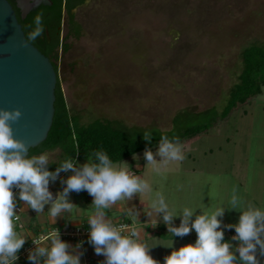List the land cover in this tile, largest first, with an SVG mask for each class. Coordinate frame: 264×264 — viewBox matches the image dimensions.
<instances>
[{"label": "rangeland", "instance_id": "1", "mask_svg": "<svg viewBox=\"0 0 264 264\" xmlns=\"http://www.w3.org/2000/svg\"><path fill=\"white\" fill-rule=\"evenodd\" d=\"M74 12L81 34L64 39L68 48L60 49L57 59L71 113L81 123L102 118L130 132L175 130V136L185 125L211 122L181 142L183 169L166 175L175 183L174 199L202 210L228 192L232 196L235 188L244 207L251 203L264 210L259 173L264 171V86L226 117L219 115L238 80L242 49L264 44V0H89ZM67 30L64 14L62 36ZM150 149L155 154L158 146ZM144 151L114 163L126 162L128 170L139 167L141 173ZM47 152L53 161L61 150ZM191 166L199 170L194 184L184 172ZM72 174L64 172L49 186L62 192L61 180ZM68 199L73 210L77 203L83 210L88 192H71ZM21 222H14L18 233ZM14 264L32 262L20 258Z\"/></svg>", "mask_w": 264, "mask_h": 264}, {"label": "clouds", "instance_id": "2", "mask_svg": "<svg viewBox=\"0 0 264 264\" xmlns=\"http://www.w3.org/2000/svg\"><path fill=\"white\" fill-rule=\"evenodd\" d=\"M43 14L35 17V27L27 35L28 41H35L44 32ZM31 28L32 25H29ZM23 116L21 109H0V264H14L19 259L18 252L26 239L15 230V221L20 220L16 214V196L13 188H18L19 199L38 214L44 211L45 205L50 204L49 214L53 218L64 212L71 213L74 204L68 199L69 193L86 190L94 199V211L88 219L90 226L89 243L94 246L96 255L105 257L102 264H159L150 254V248L142 241L136 227L115 225L107 218L105 209L121 200H131L135 194L151 192V185L141 176L129 172L126 162L114 163L106 152L93 153L95 160L88 159L83 165H78L72 157L65 158L55 172L48 170V164L53 153L43 152L39 156L26 158L29 149L27 144L14 138L12 123L18 122ZM144 139L151 143L152 134L144 132ZM79 152L77 151V155ZM162 159L157 161L155 156ZM147 165L160 166L170 162L182 161L184 153L179 138L170 140L162 136L158 150L154 154L150 148L144 151ZM71 171L73 174L66 180V185L53 200L49 191V183L55 182L60 172ZM230 209L241 211L238 224L223 225L222 218L225 208L221 207L211 214L202 212L192 217L196 210L184 208L179 215L169 211L164 196L157 192L156 199L151 203L149 211H145L151 218L152 212L158 217L162 215L163 222L173 236L184 237L193 229L197 233L194 244L189 243L173 249L164 258V264H261L260 257H264V210L249 203L240 206L241 200L237 189H233L230 199ZM76 206V205H75ZM137 217L139 213H132ZM182 217L178 227L173 225L175 217ZM135 220H133L134 224ZM158 220L151 226L155 227ZM224 228L235 229L236 235L231 239L239 241V246L224 242ZM36 245L29 251L28 259L32 264H81L82 253L79 249L83 241L71 246L60 238L59 230L50 233V237L40 236L32 239ZM47 241V242H46ZM173 242L167 247H172ZM239 253V258L236 256Z\"/></svg>", "mask_w": 264, "mask_h": 264}, {"label": "trees", "instance_id": "3", "mask_svg": "<svg viewBox=\"0 0 264 264\" xmlns=\"http://www.w3.org/2000/svg\"><path fill=\"white\" fill-rule=\"evenodd\" d=\"M85 2L86 0H51V3H42L30 10L24 19L17 11V17L26 37L35 27V17L40 13L43 14L44 30L45 28L49 30L52 40L46 45L39 44L37 40L30 42L50 58L57 73L52 125L46 139L30 148L26 158L37 156L47 150L60 148L61 152L57 160L50 161L47 166L48 170L52 172H55L59 164L67 157H72L76 161L82 157L95 160L93 153L97 151L106 152L113 162H118L138 151L158 145L162 136H167L170 140H175L178 137L179 141H182L184 138L192 137L209 128L212 123L204 121L194 125H185L182 133H178L177 136L174 134L175 130L151 133L152 140L149 143L144 139V133L130 132L126 128L114 125L111 121L102 118H94L87 123H81L79 117L71 113L61 85L57 59L59 50L68 48L64 39L72 35L79 37L81 34V26L76 20L74 10ZM64 14L67 16L68 30L62 36L61 24ZM29 25L32 27L30 28ZM241 58L242 67L238 74V80L228 91L225 104L219 112L221 118L226 117L237 103L260 94L264 86V44L252 43L245 46L242 49ZM186 123L190 122L186 121ZM16 190L17 188L14 187L13 192Z\"/></svg>", "mask_w": 264, "mask_h": 264}, {"label": "crops", "instance_id": "4", "mask_svg": "<svg viewBox=\"0 0 264 264\" xmlns=\"http://www.w3.org/2000/svg\"><path fill=\"white\" fill-rule=\"evenodd\" d=\"M212 126V125H211ZM210 126V127H211ZM209 127V128H210ZM197 135V134H196ZM227 141H229V137L227 138ZM182 141H180L181 143ZM159 145V144H158ZM158 145L152 147L155 148ZM182 146V143H181ZM183 151H185V147L182 146ZM157 158V157H155ZM162 158H158L157 161H160ZM142 172L140 173L139 167H132V169H129V172L141 176L143 179L147 180V182L151 185V192L144 193V194H135L134 197L131 200H121L117 201L115 204L111 206L108 210H106L107 218L114 222L120 219H128V220H135V227L140 232V237L142 241L146 242L150 247V254L152 257L159 262V264H164V258L171 254L173 249L178 250L180 247L185 246L189 243L194 244L197 240V233L193 229L188 235L184 237L179 236H173L168 231V226L163 222L162 215L158 217V215L155 212H152L151 218L148 217L145 211H149L151 208V203L154 199H156V193H161L169 207V211L173 215H179L181 214L182 210L184 208H190L192 210H196L194 213L192 220H195V216L202 214V210L204 212H207L211 214L215 210L224 207L225 212L222 218V228L223 225L228 224H238L239 217L242 214L240 210H237L234 214L232 212L233 209H230V199L231 195L230 192H228V196L225 195L221 198L220 201L217 200L216 204H212L211 202L206 203L204 205V208L199 210L198 207L187 205L183 206L180 203H178L174 199V190L175 186L173 181L169 183L168 178L166 177L167 174H170L171 172H180L182 168V161H174L170 162L167 165L160 166V171H156V165H147V161L145 160V163L142 165ZM199 170L195 167H189L188 169L184 170L185 173H189V180L190 183H193L195 180H197L196 175L199 174ZM64 172H61L59 175H62ZM140 173V174H139ZM155 173H157L155 175ZM260 177L264 176V171L261 170ZM152 174V175H151ZM154 174V175H153ZM262 178V177H261ZM166 182L169 184V187H166ZM194 184V183H193ZM168 186V185H167ZM192 186V185H191ZM227 187V186H225ZM169 190V192L167 190ZM49 191L53 194V200L58 198V193L60 191L56 186H49ZM168 192V193H167ZM16 191L14 192V194ZM93 197L88 193V204L84 205V209H80L79 203L76 207H74V210L69 212H64L61 214V216L57 217L56 219L51 217L49 214V209L51 206L46 205L44 208V211L41 213H37L35 210L31 209L27 206L26 202L23 201L22 211L20 212V220L22 219V222L20 224H17V227L22 228L20 230V234H22L26 239V242L31 240L33 237H35L38 233L42 232L46 228L56 226V225H62L67 223H88V219L92 212L94 211V208L92 206L91 201H93ZM244 199L242 196L241 205L244 206ZM139 213L137 217H134L132 213ZM198 212V213H197ZM182 217L177 216L173 220V225L178 227L181 223ZM158 220V223L155 227L151 226L154 221ZM18 222V221H15ZM224 242H229L233 245V249L239 246V241H233L231 238L236 235L235 229H228L224 228ZM226 230V231H225ZM62 241L68 243L71 246L77 245L73 240L70 239H61ZM25 242V243H26ZM47 242V241H46ZM173 242L172 247H167L169 244ZM79 251L82 253L81 255V264H102V261H104L105 257L103 255H96L95 248L93 245H91L89 242H85L82 244V247L79 249ZM237 258H239V253H235ZM258 258L261 261V264H264V257H260L258 255Z\"/></svg>", "mask_w": 264, "mask_h": 264}, {"label": "water", "instance_id": "5", "mask_svg": "<svg viewBox=\"0 0 264 264\" xmlns=\"http://www.w3.org/2000/svg\"><path fill=\"white\" fill-rule=\"evenodd\" d=\"M17 3L25 17L30 10L51 0ZM56 82L57 73L50 58L27 40L11 2L0 0V109H21L23 116L11 126L14 138L24 141L28 149L48 135L55 111Z\"/></svg>", "mask_w": 264, "mask_h": 264}, {"label": "built area", "instance_id": "6", "mask_svg": "<svg viewBox=\"0 0 264 264\" xmlns=\"http://www.w3.org/2000/svg\"><path fill=\"white\" fill-rule=\"evenodd\" d=\"M21 211H22V207L16 204V214L19 215ZM113 224L117 226L127 225L129 229L133 226L135 227V223L133 224V221L124 218L114 221ZM56 230H59L61 239H70L73 240L76 244H79L81 241H83V243L89 241L90 226L88 223H78V224L67 223V224L52 226L38 233L32 239H37L40 236H44L48 238L50 237V233ZM32 239L27 241L23 245V247L19 250L18 252L19 259L20 258L28 259L29 251L35 249L36 245L33 243Z\"/></svg>", "mask_w": 264, "mask_h": 264}, {"label": "flooded vegetation", "instance_id": "7", "mask_svg": "<svg viewBox=\"0 0 264 264\" xmlns=\"http://www.w3.org/2000/svg\"><path fill=\"white\" fill-rule=\"evenodd\" d=\"M9 1L11 2L13 8L15 9L16 14H17V11H18V14L21 16L22 19H24L26 16L25 17H22L21 10H20V8L18 6V3H17L18 0H9ZM62 24H63V22H62ZM62 24H61V34H62ZM58 28H59V26H58ZM36 40H37V42L39 44H42V45H46V43L51 42L52 37H51V35L49 33V30L47 28H45L43 34L40 37H38Z\"/></svg>", "mask_w": 264, "mask_h": 264}]
</instances>
